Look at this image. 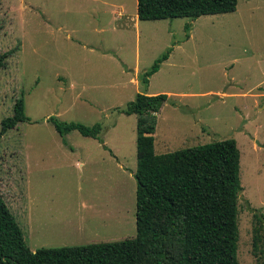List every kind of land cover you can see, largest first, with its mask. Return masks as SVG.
Listing matches in <instances>:
<instances>
[{
	"label": "rangeland",
	"instance_id": "rangeland-1",
	"mask_svg": "<svg viewBox=\"0 0 264 264\" xmlns=\"http://www.w3.org/2000/svg\"><path fill=\"white\" fill-rule=\"evenodd\" d=\"M4 53L0 132L22 95L29 120L0 137V191L32 250L136 236L137 115L119 109L138 92L167 93L156 152L237 140L238 264L264 263V241L254 250L255 213L264 214V0L155 20L139 19L137 0H0ZM51 116L103 129L63 137Z\"/></svg>",
	"mask_w": 264,
	"mask_h": 264
},
{
	"label": "trees",
	"instance_id": "trees-1",
	"mask_svg": "<svg viewBox=\"0 0 264 264\" xmlns=\"http://www.w3.org/2000/svg\"><path fill=\"white\" fill-rule=\"evenodd\" d=\"M137 1L138 17L143 20L198 18L235 11L238 4V0ZM170 52L167 49L144 72V83H149ZM8 55H0V69ZM168 98L167 93L138 92L119 109L137 115L135 237L32 250L0 191V264H238V202L243 186L237 140L226 138L157 153L158 113ZM28 120L22 95L16 99L13 114L2 120L0 137ZM48 120L63 137L76 129L99 138L103 129L101 122L87 125L55 116ZM255 219L254 250L258 252L264 241V214L255 213Z\"/></svg>",
	"mask_w": 264,
	"mask_h": 264
},
{
	"label": "crops",
	"instance_id": "crops-1",
	"mask_svg": "<svg viewBox=\"0 0 264 264\" xmlns=\"http://www.w3.org/2000/svg\"><path fill=\"white\" fill-rule=\"evenodd\" d=\"M137 20V19H136ZM135 82L137 83L138 81L135 79ZM150 94V93H149ZM152 94V93H151Z\"/></svg>",
	"mask_w": 264,
	"mask_h": 264
}]
</instances>
